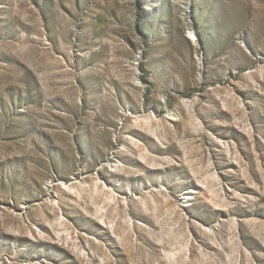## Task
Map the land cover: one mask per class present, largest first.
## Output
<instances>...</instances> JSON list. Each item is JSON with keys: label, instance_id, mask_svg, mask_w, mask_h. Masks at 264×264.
Instances as JSON below:
<instances>
[{"label": "rangeland", "instance_id": "374dc122", "mask_svg": "<svg viewBox=\"0 0 264 264\" xmlns=\"http://www.w3.org/2000/svg\"><path fill=\"white\" fill-rule=\"evenodd\" d=\"M0 264H264V0H0Z\"/></svg>", "mask_w": 264, "mask_h": 264}]
</instances>
